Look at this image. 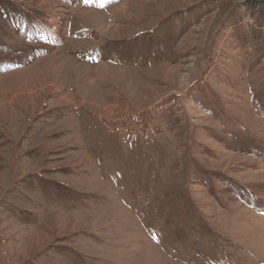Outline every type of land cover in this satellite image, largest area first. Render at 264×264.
I'll list each match as a JSON object with an SVG mask.
<instances>
[{
    "label": "rangeland",
    "instance_id": "1",
    "mask_svg": "<svg viewBox=\"0 0 264 264\" xmlns=\"http://www.w3.org/2000/svg\"><path fill=\"white\" fill-rule=\"evenodd\" d=\"M0 264H264V0H0Z\"/></svg>",
    "mask_w": 264,
    "mask_h": 264
},
{
    "label": "snow or ice",
    "instance_id": "2",
    "mask_svg": "<svg viewBox=\"0 0 264 264\" xmlns=\"http://www.w3.org/2000/svg\"><path fill=\"white\" fill-rule=\"evenodd\" d=\"M86 3H89L90 0H85ZM116 0H97V6L98 7H103L105 3H114Z\"/></svg>",
    "mask_w": 264,
    "mask_h": 264
},
{
    "label": "bare ground",
    "instance_id": "3",
    "mask_svg": "<svg viewBox=\"0 0 264 264\" xmlns=\"http://www.w3.org/2000/svg\"><path fill=\"white\" fill-rule=\"evenodd\" d=\"M166 1V0H165ZM121 72V71H120ZM31 89V88H30ZM32 90V89H31Z\"/></svg>",
    "mask_w": 264,
    "mask_h": 264
}]
</instances>
